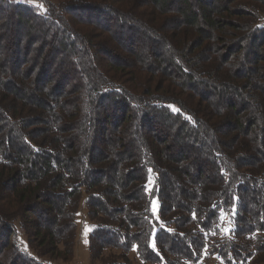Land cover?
Returning <instances> with one entry per match:
<instances>
[{"label":"trees","instance_id":"16d2710c","mask_svg":"<svg viewBox=\"0 0 264 264\" xmlns=\"http://www.w3.org/2000/svg\"><path fill=\"white\" fill-rule=\"evenodd\" d=\"M81 207L93 264H264V0H0V264Z\"/></svg>","mask_w":264,"mask_h":264},{"label":"rangeland","instance_id":"374dc122","mask_svg":"<svg viewBox=\"0 0 264 264\" xmlns=\"http://www.w3.org/2000/svg\"><path fill=\"white\" fill-rule=\"evenodd\" d=\"M15 2L23 3V4H29L33 7H36V9L39 10V12H44V2L45 0H13ZM174 110V109H172ZM176 112V110H174ZM110 133H112V130H110ZM153 182V175L149 176V179L146 183L147 191H149L152 187ZM152 210L155 215V217L158 219V211H159V205L158 201L156 199H153L151 202ZM86 209L85 207H81L80 211L76 215V226H77V239H76V249H75V255L72 262L68 264H93L90 260L89 255V236L94 229V224L87 218L86 215ZM15 233L17 234L16 240L18 245L21 247V249L26 252L28 255L33 256V253L30 251L27 240L24 237L23 233L21 232V229L19 227V223H15L14 225ZM132 258V255H130ZM42 263L47 264H62L59 262H52V261H45L41 260ZM94 264H98L97 262Z\"/></svg>","mask_w":264,"mask_h":264},{"label":"snow or ice","instance_id":"6c2138e0","mask_svg":"<svg viewBox=\"0 0 264 264\" xmlns=\"http://www.w3.org/2000/svg\"><path fill=\"white\" fill-rule=\"evenodd\" d=\"M235 212V209H233V213ZM226 231H230V229H226ZM153 247V249L155 250V238L153 239V243L151 245ZM135 250V246H134V249Z\"/></svg>","mask_w":264,"mask_h":264}]
</instances>
